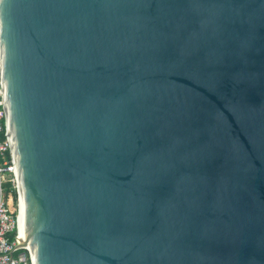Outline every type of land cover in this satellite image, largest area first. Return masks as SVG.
Masks as SVG:
<instances>
[{"label":"water","instance_id":"water-1","mask_svg":"<svg viewBox=\"0 0 264 264\" xmlns=\"http://www.w3.org/2000/svg\"><path fill=\"white\" fill-rule=\"evenodd\" d=\"M33 264H264V0H0Z\"/></svg>","mask_w":264,"mask_h":264},{"label":"built area","instance_id":"built-area-1","mask_svg":"<svg viewBox=\"0 0 264 264\" xmlns=\"http://www.w3.org/2000/svg\"><path fill=\"white\" fill-rule=\"evenodd\" d=\"M19 198L17 173L0 80V264H33L30 249L27 246H20L26 231L19 210Z\"/></svg>","mask_w":264,"mask_h":264},{"label":"bare ground","instance_id":"bare-ground-1","mask_svg":"<svg viewBox=\"0 0 264 264\" xmlns=\"http://www.w3.org/2000/svg\"><path fill=\"white\" fill-rule=\"evenodd\" d=\"M27 247H28L29 249H31V248H30V244H29Z\"/></svg>","mask_w":264,"mask_h":264},{"label":"rangeland","instance_id":"rangeland-1","mask_svg":"<svg viewBox=\"0 0 264 264\" xmlns=\"http://www.w3.org/2000/svg\"><path fill=\"white\" fill-rule=\"evenodd\" d=\"M11 193V195H13V193L12 192H10Z\"/></svg>","mask_w":264,"mask_h":264},{"label":"trees","instance_id":"trees-1","mask_svg":"<svg viewBox=\"0 0 264 264\" xmlns=\"http://www.w3.org/2000/svg\"><path fill=\"white\" fill-rule=\"evenodd\" d=\"M13 197H14V194H13Z\"/></svg>","mask_w":264,"mask_h":264}]
</instances>
